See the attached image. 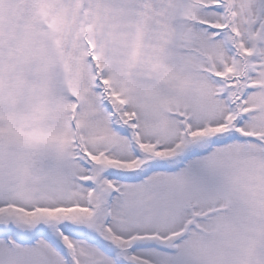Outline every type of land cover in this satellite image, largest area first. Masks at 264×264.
I'll use <instances>...</instances> for the list:
<instances>
[{
	"label": "snow or ice",
	"instance_id": "6c2138e0",
	"mask_svg": "<svg viewBox=\"0 0 264 264\" xmlns=\"http://www.w3.org/2000/svg\"><path fill=\"white\" fill-rule=\"evenodd\" d=\"M0 264H264V0H0Z\"/></svg>",
	"mask_w": 264,
	"mask_h": 264
}]
</instances>
